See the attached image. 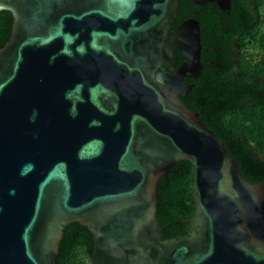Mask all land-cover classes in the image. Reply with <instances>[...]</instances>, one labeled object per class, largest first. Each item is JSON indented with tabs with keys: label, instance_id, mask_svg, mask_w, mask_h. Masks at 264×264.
I'll list each match as a JSON object with an SVG mask.
<instances>
[{
	"label": "water",
	"instance_id": "obj_1",
	"mask_svg": "<svg viewBox=\"0 0 264 264\" xmlns=\"http://www.w3.org/2000/svg\"><path fill=\"white\" fill-rule=\"evenodd\" d=\"M177 6L0 0L12 16L0 47V264H58L71 222L92 234L89 264H264V180L246 179L183 103L202 67L200 24L170 30ZM181 160L191 230L163 239L156 185Z\"/></svg>",
	"mask_w": 264,
	"mask_h": 264
},
{
	"label": "trees",
	"instance_id": "obj_2",
	"mask_svg": "<svg viewBox=\"0 0 264 264\" xmlns=\"http://www.w3.org/2000/svg\"><path fill=\"white\" fill-rule=\"evenodd\" d=\"M247 0H231V11L237 15L230 36L222 32L229 27L215 3L200 5L194 0H178L172 28L193 17L200 24L203 66L197 78L186 77L193 83L183 103L199 113L204 123L223 140L227 153L235 159L241 174L252 182L264 180V32L249 29L246 18ZM264 6V0H254ZM208 5V7H207ZM207 7V13H199ZM264 22V20H263ZM10 11H0V47L11 30ZM234 38L236 42L234 44ZM258 48L254 51V48ZM235 50L239 52L235 59ZM177 64L184 59L178 51ZM201 75L203 79H201ZM192 169L188 160L169 166L158 179L156 220L162 227V238L176 237L183 230V218L193 214L191 199ZM93 237L77 222L65 225L61 238L58 264H89ZM157 251L152 250L154 257Z\"/></svg>",
	"mask_w": 264,
	"mask_h": 264
},
{
	"label": "flooded vegetation",
	"instance_id": "obj_3",
	"mask_svg": "<svg viewBox=\"0 0 264 264\" xmlns=\"http://www.w3.org/2000/svg\"><path fill=\"white\" fill-rule=\"evenodd\" d=\"M208 3H215L217 5V3L214 2V1H208V2H205V3H202V4H200V3H198V4L205 5V4H208ZM246 3H247V5H246V11L248 13H251V16H249V17L246 18V25H247V27L249 29H252L254 27H258L260 30H262L264 32V22H263V20H264V6H261V5L260 6H257V5H255L254 0H247ZM207 7H208V5H207ZM207 7L200 8L198 12L199 13H205L206 14L207 13V10H208ZM216 7H217V9L219 11H221V13H223V15H220V18H226V19L233 20V22H230L229 21V22H226L225 23L229 28L227 30H225L224 32H222V34L224 36H230L232 29L236 26V23L234 24V21L236 20L237 15H235V16L233 15V13L231 11V5H230V8H228L226 10H222L218 5ZM172 23H173V21H172ZM172 23H171L170 30L176 27L175 26V27L172 28ZM235 42H236V39L234 38V44H235ZM235 55H236L235 56V59L237 60V56L239 55V52H237L236 50H235ZM183 60L184 59H181V61L177 64V54H176L175 55V60H174V62H172V65L176 68ZM202 68H203V66L201 67V69H200V71L198 73V76L201 74ZM201 79H203V76L202 75H201ZM189 218L186 217V218H183L181 221H179L180 224H183V230H182L181 233L177 234L175 238L180 237V236H184V235H186V234H188L190 232L191 229H190V225L188 223V219ZM172 238H174V237H172Z\"/></svg>",
	"mask_w": 264,
	"mask_h": 264
},
{
	"label": "rangeland",
	"instance_id": "obj_4",
	"mask_svg": "<svg viewBox=\"0 0 264 264\" xmlns=\"http://www.w3.org/2000/svg\"><path fill=\"white\" fill-rule=\"evenodd\" d=\"M253 50H254V51H257V50H258V48H256V47H255Z\"/></svg>",
	"mask_w": 264,
	"mask_h": 264
}]
</instances>
